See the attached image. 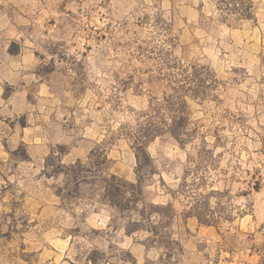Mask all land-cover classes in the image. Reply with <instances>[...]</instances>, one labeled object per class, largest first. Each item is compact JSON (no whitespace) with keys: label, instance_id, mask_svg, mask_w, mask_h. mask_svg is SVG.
Listing matches in <instances>:
<instances>
[{"label":"rangeland","instance_id":"rangeland-1","mask_svg":"<svg viewBox=\"0 0 264 264\" xmlns=\"http://www.w3.org/2000/svg\"><path fill=\"white\" fill-rule=\"evenodd\" d=\"M0 264H264V0H0Z\"/></svg>","mask_w":264,"mask_h":264},{"label":"trees","instance_id":"trees-1","mask_svg":"<svg viewBox=\"0 0 264 264\" xmlns=\"http://www.w3.org/2000/svg\"><path fill=\"white\" fill-rule=\"evenodd\" d=\"M175 124H178L177 121H174L173 125H172V128H170L169 130V133L171 136H173L174 138L176 139H179L180 138V135L182 134L178 128L175 126ZM162 130L158 129V128H152L151 126H147V127H144L143 129H141L139 132V137L137 138L138 141H140L142 144L140 145L141 147L139 148L142 152V158H149V155L148 153L146 152L145 150V146L146 144L149 142V140L159 134V133H162L161 132ZM140 158L141 156L138 154L137 155V160H138V170L142 168V164L140 162ZM140 179H138V183L135 185V184H131V186L133 187V190L136 191V194H132V197L133 198H128L126 197V189H123L122 188V185H119V186H116L114 187V190H115V194L120 198V200H125L127 202H129V206H127L126 209H132L133 206H131L130 204H137L138 201L140 200V196L142 194V189H141V185H140V182L139 181ZM137 196V197H136ZM115 205L120 209V206L117 205L116 202H114ZM122 209V208H121ZM137 226L140 225V224H136ZM148 231H150L153 236H155L153 239L154 242L158 243V245L160 246H163L165 248H169V240H167L166 237H168L167 234L162 233L161 232V229L159 226L157 227H150V228H147ZM131 229L128 230V232H130Z\"/></svg>","mask_w":264,"mask_h":264}]
</instances>
